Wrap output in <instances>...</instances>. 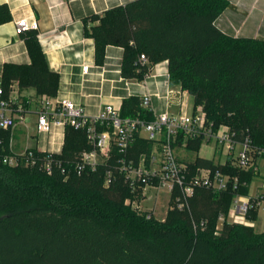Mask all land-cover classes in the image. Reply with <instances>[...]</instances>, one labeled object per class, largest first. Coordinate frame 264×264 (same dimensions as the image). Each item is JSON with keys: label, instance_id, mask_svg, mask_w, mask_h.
<instances>
[{"label": "trees", "instance_id": "1", "mask_svg": "<svg viewBox=\"0 0 264 264\" xmlns=\"http://www.w3.org/2000/svg\"><path fill=\"white\" fill-rule=\"evenodd\" d=\"M229 5V0H132L89 17L98 25L86 28V35L95 41L98 63L108 45L123 48L127 79L142 81L153 65L167 61L170 84L189 93L209 121L230 126L241 139L249 136L254 148L264 149V40L223 32L217 21ZM20 36L28 37L32 58L22 80L38 96L56 97L58 75L47 69L37 33ZM141 55L147 63H140ZM2 87L5 100L10 89ZM137 115L153 119L140 97L125 99L121 117ZM152 146L137 139L131 155ZM201 146V140L188 143L193 155ZM89 150L85 132L67 127L63 151L55 154L66 174L48 175L25 162L0 163V264H264V232L227 219L237 196L249 195L259 171L197 155L191 169L229 174L238 180L237 189L233 184L224 191L198 188L189 208H170L165 220L157 221L126 203L140 199L141 191H132L114 168L116 155L96 170L76 173L74 162ZM3 155H10L8 146H0ZM111 169L113 180L106 187ZM260 197L264 201V191ZM221 215L225 221L218 228ZM257 217L254 208L247 220Z\"/></svg>", "mask_w": 264, "mask_h": 264}, {"label": "crops", "instance_id": "2", "mask_svg": "<svg viewBox=\"0 0 264 264\" xmlns=\"http://www.w3.org/2000/svg\"><path fill=\"white\" fill-rule=\"evenodd\" d=\"M131 1L0 0V82L10 89L3 108H0V115L16 121V126L10 130L0 128V146H8L10 155L23 154L28 150L61 153L66 141V128L52 126L48 134L37 131L41 96L22 80V74L31 65L32 58L28 37H21L17 27V21L21 19L38 23L35 32L47 69L58 75L56 98L69 99L81 105L88 115H96L106 105L121 108L125 99L131 96L141 98L150 93L154 94L152 103L156 114L179 112L176 95L171 101L155 96L156 93L164 95L166 92L165 84L169 80L167 61L151 67L146 83L144 79L138 81L123 77V48L108 45L103 61L97 62L96 44L93 38L86 35V28L98 25V22L88 20L89 17L102 16ZM229 2V7L217 21L218 27L234 37L264 40V0ZM15 67H18L17 72ZM85 67H88V73L84 72ZM13 74L15 79L10 80ZM217 153L222 154L224 161L197 155L224 165L225 155L214 147L213 155ZM197 155L190 154L189 159L193 161ZM257 164L260 187L255 194L249 190L248 197L260 196L264 191V175L260 172L264 159H258ZM156 204L148 213L154 215ZM260 206H264V201ZM245 224L259 227L260 232H264V216L262 218L260 214L255 222Z\"/></svg>", "mask_w": 264, "mask_h": 264}, {"label": "built area", "instance_id": "3", "mask_svg": "<svg viewBox=\"0 0 264 264\" xmlns=\"http://www.w3.org/2000/svg\"><path fill=\"white\" fill-rule=\"evenodd\" d=\"M17 27L20 33L37 30L38 23L21 19L17 21ZM139 61L147 63V58L141 55ZM83 70L88 73V67ZM148 78L146 75L145 83ZM165 86V94L156 93L155 96L171 101L176 95L179 112L156 114L152 103L154 94L148 93L140 98L141 107L153 115L152 120L140 115L123 118L121 108L113 105L104 106L96 115H88L81 105L69 99L43 95L39 97L37 131L48 134L52 126L84 131L91 150L81 153L74 162V170L78 175H82L87 169L96 170L100 164L107 163L116 155L114 168L124 176L132 191H141L144 197L149 191L167 192L169 209L189 208V198L198 188L224 191L232 184L234 189L238 187V180H233L229 174L200 167L191 169V160L184 161L179 157L181 152L192 153L188 149L190 141L201 140L202 146L213 144L225 155L224 165L229 162L231 166L243 171H259L257 160L264 159V149L254 148L249 136L241 139L228 125L215 126L201 107L190 104V94L180 87L174 88L169 80ZM3 96L4 89L0 82V108L4 105ZM15 126L16 121L13 118L0 115L1 129L8 130ZM140 138L153 143V146L149 151L133 157L132 149ZM180 138L182 141L178 144ZM55 154L59 153H36L28 150L19 155L0 156V163L18 166L25 162L26 166H39L48 175L55 171L66 174L63 162L55 158ZM112 180L111 169L106 174L105 186L109 187ZM261 198L237 196L228 214V221L241 224L248 222L249 211L262 204ZM126 203L137 212L144 213L139 199H128ZM224 221L225 216L221 215L218 228Z\"/></svg>", "mask_w": 264, "mask_h": 264}, {"label": "rangeland", "instance_id": "4", "mask_svg": "<svg viewBox=\"0 0 264 264\" xmlns=\"http://www.w3.org/2000/svg\"><path fill=\"white\" fill-rule=\"evenodd\" d=\"M188 99H189L190 104L192 105L193 104L192 96H189ZM214 147L215 146L213 144L211 146L210 145H203L201 147L200 152H199L200 156L206 157V158H209V159H214V160L215 159L216 160L221 159L222 161H224V157L222 156L221 153H217L216 155H213ZM189 155H190V153H186V152L179 153V157L181 159H183L184 161L189 159L188 158ZM260 172H261L262 175H264V167L262 169H260ZM259 180L260 179L258 178L255 182L252 183V185L250 187V193L251 194H255L259 190V187H260ZM139 200H140L141 210L144 213H148L151 210H153L152 206L155 203H157L156 204L157 208L155 209V211H153L154 215L149 213L157 221L165 220L167 214L170 211L169 208H168L169 194L167 192H159L158 193L156 191H149V192H147L145 194V197L142 196V194H141V198ZM257 214L258 215L260 214L261 217L263 218V216H264V206L257 207ZM257 219H258V217H257ZM254 228H255V230L257 232L261 231L259 227H254Z\"/></svg>", "mask_w": 264, "mask_h": 264}]
</instances>
